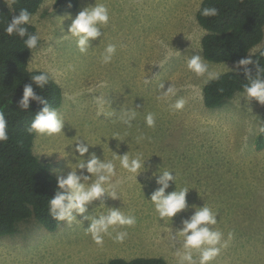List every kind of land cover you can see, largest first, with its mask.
Segmentation results:
<instances>
[{
    "label": "rangeland",
    "instance_id": "obj_1",
    "mask_svg": "<svg viewBox=\"0 0 264 264\" xmlns=\"http://www.w3.org/2000/svg\"><path fill=\"white\" fill-rule=\"evenodd\" d=\"M201 1L77 0L76 10L62 11L56 0H44L31 15L40 44L28 67L47 72L62 88V103L55 110L64 121L63 134L36 132L33 153L49 163L57 179L73 170L89 175L76 168L80 158L74 147L77 138L90 143L83 159L94 153L101 160H112L116 174L109 191L117 197L106 193L86 205L85 213L73 212L76 219L71 223L63 221L52 231L36 220L23 221L17 232L0 236V264H96L135 257L181 264L183 240L172 237L202 206L217 214V224L210 227L222 232L224 240L234 234L209 264H264V147L257 148V137L264 131V105L245 99V92L219 108L204 105L207 76L188 68L191 56L201 55L209 70L219 74L241 66L204 59L205 30L196 19ZM95 3L108 8L109 23L99 26L103 35L81 53L77 39L67 32L71 20L65 17L75 18ZM109 44L116 45V53L104 64ZM263 45L264 37L245 58ZM145 78L150 83L145 84ZM161 83L164 91L172 85L175 93L160 99ZM96 97L105 99L102 108ZM180 99L184 107L176 110L173 105ZM127 109L137 111L131 127L120 120ZM149 113L154 114V127L145 123ZM114 153L140 155L149 170L135 179L120 167ZM164 170L176 177L166 193L189 190L187 207L172 221L160 220L150 200L160 187L159 175L153 173ZM108 208L134 216L136 223L110 228L103 243L97 244L87 232L90 220L85 217L106 214ZM119 232L127 233L122 242L115 239ZM192 255L198 261L200 250L193 249Z\"/></svg>",
    "mask_w": 264,
    "mask_h": 264
},
{
    "label": "trees",
    "instance_id": "obj_2",
    "mask_svg": "<svg viewBox=\"0 0 264 264\" xmlns=\"http://www.w3.org/2000/svg\"><path fill=\"white\" fill-rule=\"evenodd\" d=\"M44 0H15L9 5L0 0V111L7 120L8 140L0 142V236L18 231V225L30 219L36 220L46 230H55L63 221L49 214V200L59 191L57 178L49 163L39 159L32 150L36 131H29L35 113L43 105L29 101V107H20L23 88L31 84L53 107H60L62 88L43 70L28 67L33 50L26 48L24 39L7 35L5 28L21 9L34 14ZM62 11L76 10L77 0H56ZM203 8H216L215 16H203ZM196 19L205 30L201 38L202 55L211 62H238L249 50L262 42L264 37V0H202ZM29 34H37L33 24H28ZM26 38V37H25ZM40 44V38L39 43ZM37 46V47H38ZM250 58L248 65L253 78L257 67L264 68V45ZM47 73L49 82L40 89L32 75ZM264 75V73H262ZM249 83L244 67L219 74V79L207 81L203 86V103L209 109L221 107L236 93L244 92ZM264 147V131L257 137V148ZM96 264H167L160 257H135L129 260L112 258Z\"/></svg>",
    "mask_w": 264,
    "mask_h": 264
},
{
    "label": "clouds",
    "instance_id": "obj_3",
    "mask_svg": "<svg viewBox=\"0 0 264 264\" xmlns=\"http://www.w3.org/2000/svg\"><path fill=\"white\" fill-rule=\"evenodd\" d=\"M9 5L15 3V0H7ZM201 14L203 16H215L218 14L216 8H203ZM65 19L71 20L68 27V34L77 39V47L81 53H86L90 47V41L95 40L103 35L99 26L107 25L109 23L108 8L100 3H95L94 6H86L75 18L69 14ZM31 22V14L27 9H21L19 15L12 18L11 22L7 23L5 32L7 35H18L24 39V44L27 49H36L39 43V36L36 34H29L26 25ZM26 37V38H25ZM116 53V45L109 44L105 50L102 58L104 64L110 63L114 54ZM251 58H244L238 61V66L244 67L245 75L249 83L245 85L244 92L245 99L255 100L260 105H264V68L257 67L256 75L250 74V69L247 67L253 64ZM188 68L198 76H207V81L219 79V73L210 71L209 65L203 60L201 55L195 53L187 62ZM32 81L43 89L49 82V75L47 73H39L31 76ZM206 81V82H207ZM144 83H150V80L145 78ZM165 84L161 83L159 89L161 92L160 99L173 95L175 89L170 85L164 91ZM37 100L43 107L35 113L34 119L30 124L29 131H36L41 134L53 136L56 134H63L64 121L60 119L57 111L53 108L46 99L41 95H37L31 84L25 85L23 88V97L20 100V107L27 109L29 101ZM96 102L101 108L106 103L103 97H96ZM185 101L178 100L173 107L176 110L183 109ZM137 117L135 109L123 110L120 115V120L127 126L131 127L132 122ZM154 114L149 113L145 116V123L148 127L155 126ZM7 120L2 111H0V142L8 140ZM73 145V144H71ZM69 145V146H71ZM90 143H81L79 138L76 139L74 153H79L80 158L76 164V168L86 170L89 175H77L76 171H71L67 177H58L57 184L59 191L55 196L49 200V214L57 221H67L71 223L76 217L73 212L83 214L86 212V205L91 202L101 199L106 193L113 199L117 197L114 191H109L112 187L111 180L115 176V164L112 160H101L93 153L85 160V154L89 153ZM119 147V146H118ZM65 155L67 153L65 152ZM114 159H119L120 167L127 172L133 174L134 178L144 171L149 169L146 166L147 160L142 156H130L128 153L117 155L114 153ZM153 173V176L159 175L157 184L160 187L155 190L150 197L151 202L155 206V210L159 215L160 220L170 219L175 217L179 212L185 210L187 207L186 196L188 189L184 188L179 191L175 190L166 193V189L170 187L169 182L175 183V175L169 170ZM83 181V182H81ZM91 181V182H89ZM100 207H104L101 205ZM90 220V226L87 232L92 235L93 240L97 244L103 243V236L109 233V229L114 226H133L136 223L134 216L125 215L116 208H108L106 214L98 216L85 217ZM217 224V214H215L209 207L202 206L196 208L194 214L190 219L183 221V228L172 237L173 239L179 237L183 240L184 253L181 256V264H209L221 252L222 248L228 246V242L233 239L234 234H228V240L223 239V233L214 230L210 226ZM127 233H117L115 239L122 242ZM200 250L199 260H195L192 255V250Z\"/></svg>",
    "mask_w": 264,
    "mask_h": 264
}]
</instances>
